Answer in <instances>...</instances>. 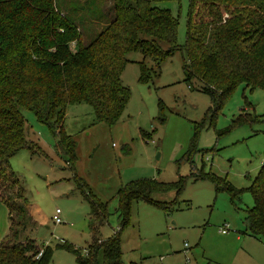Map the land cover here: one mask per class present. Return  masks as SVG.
<instances>
[{
  "label": "rangeland",
  "instance_id": "1",
  "mask_svg": "<svg viewBox=\"0 0 264 264\" xmlns=\"http://www.w3.org/2000/svg\"><path fill=\"white\" fill-rule=\"evenodd\" d=\"M167 7L178 16L180 49L158 61L138 50L126 55L121 83L130 98L118 121L97 122L85 104L67 108L64 131L77 145L74 167L57 151L59 139L33 113L22 111L27 147L10 159V168L36 219L24 236L53 249L50 264H77L73 254L57 247L63 242L83 257L92 239L116 233L121 226L117 192L137 180L170 186L150 197L169 209L142 200L130 203L119 233L124 264H264V244L248 235L243 212L253 206L251 194L245 191L231 202L206 179L226 178L236 189H246L257 176L264 162V91L240 84L214 107L198 82H185L188 0ZM140 62L149 73L142 82ZM77 179L108 205L110 216L96 231ZM57 209L63 221L58 225L52 221ZM10 226L9 210L0 203V245ZM97 261L102 264V250Z\"/></svg>",
  "mask_w": 264,
  "mask_h": 264
},
{
  "label": "trees",
  "instance_id": "2",
  "mask_svg": "<svg viewBox=\"0 0 264 264\" xmlns=\"http://www.w3.org/2000/svg\"><path fill=\"white\" fill-rule=\"evenodd\" d=\"M177 2L0 0V203L8 208L11 221L10 235L0 245V264H50L53 256L49 246L24 236L36 222L10 168V159L27 147L22 111L33 113L59 139L57 151L74 167L77 145L64 131L67 108L85 104L97 122L115 124L130 98L121 83L126 55L138 50L158 61L180 49L178 16L167 7ZM182 49L185 82H198L214 107L240 84L264 91V0H188ZM139 67L142 82L149 73L144 62ZM206 179L231 202L245 191L251 194L253 206L243 211L247 233L264 244V162L246 189H236L226 178ZM77 184L96 231L110 216L108 205L81 179ZM170 189L154 180L121 186L115 210L121 226L116 233L106 240L92 239L83 257L64 242L57 247L73 254L77 264H98L99 250L102 264H124L119 233L128 222L130 203L142 200L167 211L169 207L150 197Z\"/></svg>",
  "mask_w": 264,
  "mask_h": 264
},
{
  "label": "built area",
  "instance_id": "3",
  "mask_svg": "<svg viewBox=\"0 0 264 264\" xmlns=\"http://www.w3.org/2000/svg\"><path fill=\"white\" fill-rule=\"evenodd\" d=\"M60 214H61L60 210L57 209L52 217V221L56 225L63 223L62 219L60 218ZM221 233L226 234V231L222 230ZM40 256H41V252L37 255V258H39Z\"/></svg>",
  "mask_w": 264,
  "mask_h": 264
},
{
  "label": "crops",
  "instance_id": "4",
  "mask_svg": "<svg viewBox=\"0 0 264 264\" xmlns=\"http://www.w3.org/2000/svg\"><path fill=\"white\" fill-rule=\"evenodd\" d=\"M87 186H88V185H87ZM88 188L90 189L89 186H88ZM31 214H32V212H31ZM32 217H33V220L36 222V219H35L34 215H32Z\"/></svg>",
  "mask_w": 264,
  "mask_h": 264
}]
</instances>
